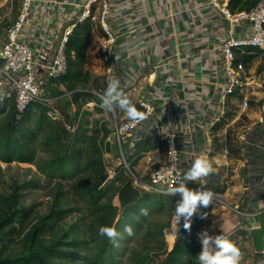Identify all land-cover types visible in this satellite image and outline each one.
Listing matches in <instances>:
<instances>
[{"label": "crops", "instance_id": "0c3cea01", "mask_svg": "<svg viewBox=\"0 0 264 264\" xmlns=\"http://www.w3.org/2000/svg\"><path fill=\"white\" fill-rule=\"evenodd\" d=\"M88 1L35 0L22 35L26 45L46 58L47 63L51 62L64 28L75 20ZM258 2L231 0L230 10L234 14L248 12ZM108 4V23L117 37L114 78L120 80L121 91L136 107L143 98L156 108L141 128L119 143L132 156L141 145L147 144V148H150L135 166L136 171L144 176L152 164L165 162L160 137L173 132L183 152L181 167L184 172L197 158L207 159L212 164L213 170L208 176L201 177L199 181H190L197 188L212 192L222 190L223 182L218 178L228 170L229 156L243 158L252 176L256 171L264 173V148L258 146L264 140V109L260 113L247 111L249 106L246 110L243 108L245 100L260 95L257 90L260 89L259 80L264 75H260L264 60H258V50L247 48L246 56L236 52L237 61L247 64V73L257 84L223 98V91L230 81L225 72L223 45L231 37H249L250 24L246 21H228L209 5L208 0H108ZM15 6L16 0H0V12L7 13L13 22L18 16L20 2L17 5L18 13L13 15ZM93 36L101 45L104 38L102 30L98 35L93 28ZM99 55L101 58V53ZM103 67L104 64L102 68L100 66V72L105 76ZM39 76L42 74L39 73ZM136 77H140L145 86L142 88L135 84L130 91L126 90L135 83ZM49 88L51 90V82L46 83V89ZM259 97H264V93ZM113 139L117 144L114 133L109 138L110 149L106 161L109 172L115 175L122 162L116 164L115 161H108ZM152 146L159 149L152 150ZM117 151L120 157L118 148ZM258 180L254 177L253 188H263L264 180ZM234 215L226 221L217 220L215 227L227 235L232 231L231 227L242 220ZM263 220L264 216H251L247 219L251 230L243 228L249 236L252 232L256 236L251 248L242 241V237L233 241L241 249L242 256L247 252L252 253L251 257H243L241 264H264V259L255 253L264 249Z\"/></svg>", "mask_w": 264, "mask_h": 264}, {"label": "rangeland", "instance_id": "374dc122", "mask_svg": "<svg viewBox=\"0 0 264 264\" xmlns=\"http://www.w3.org/2000/svg\"><path fill=\"white\" fill-rule=\"evenodd\" d=\"M19 2L21 4V0H16L13 15H16L18 11L17 5ZM12 22L7 13L0 12V36L6 33ZM93 28L96 34H101V29L97 23L93 25ZM99 47L100 42L94 40L92 29V40L83 64L85 75L76 86L78 91L91 92L96 95L97 93L90 86L92 77L106 80L103 72H100V66L102 68L103 62H100ZM72 56H74V59L77 57L74 54ZM260 72V75L264 74V68L260 67ZM257 91L260 95L264 93L263 88ZM246 93L248 94V92ZM260 95L249 97V108L247 111L263 112L264 97H259ZM44 98L49 100L48 106L50 109L59 111L67 121H72L74 117L81 116L83 124L101 121L113 131L115 125L131 120L123 110L115 105L110 109L101 105L99 107L102 109L101 113L95 111L97 104L94 102L85 101L88 103L83 104V101H81L79 105H72L70 92H67L64 85H59L56 89L51 85V90L50 88L45 90ZM241 101L240 104H242ZM3 106V104H0V109ZM111 135L108 137V142ZM233 145H235L234 142ZM117 148L125 176L134 181V187L141 194H154L136 185L135 177L144 178L135 169L138 163L134 164V162L137 158L133 157L135 153L133 156L129 155L127 148L119 144L118 140L116 144L115 139H113L112 152L110 156L108 155V161L118 160ZM37 149L36 163L23 164L13 162L7 164L0 162V221L8 213L16 212L19 209L23 210V216L18 218L12 226L16 227L17 230L12 231V227H5L0 230V262L19 259L29 254L32 246L37 247L38 243L34 244L30 237L33 228L47 219L52 212L55 213L60 209L65 211V214L62 215L60 220L51 223L54 227L51 232L48 231L46 226L40 240L46 246H62L61 244L65 242L76 240L85 242L84 249L81 250L79 259L75 264H161L163 262L166 258L165 252L172 251L175 245L178 238L176 237L177 232L184 223L183 219L177 229L173 224L172 218L168 215L170 210L161 212L153 210L145 216L141 212V209H144L142 204L125 214L121 208L118 196H115V192L112 190L102 199L100 204L111 211L116 208L118 218L114 228L120 235L117 237V242L113 243L107 236L100 235L99 228L101 226L97 222L98 217L93 215L92 209L86 203V198L74 190V187L87 188L94 183L90 173L87 172L73 181L61 175L55 177L44 175L37 165L46 163L52 158L53 152L44 149L40 145H37ZM135 151L136 153H141L142 148L137 147ZM106 155L104 154L103 158L107 166ZM91 156L95 159L97 158V156ZM87 159L88 156L85 160ZM124 159L131 165V171L124 167ZM227 159L229 163L227 166L228 170L218 178L220 182H223L221 187L224 192L215 195L217 201L207 206V216L203 222L200 234L207 229L210 235H219L221 232L215 227L216 221L229 220L236 214L242 219L244 225H239L236 222L230 229L232 233L228 232L227 236L232 241L242 237V241L247 242L248 248H251V243H253L256 236H254L253 232L249 236L248 232L241 227L249 226L247 219L250 215H253L254 210L258 212L259 206L263 204L264 186L263 188L261 186L260 188L258 186L253 188L255 184L252 182L256 181V179L254 181V177L258 180L261 175L263 176L258 181L264 180V173L256 171L253 172V176L249 174L248 167H245L246 162L240 156H229ZM237 167H240V170L235 172ZM115 176H117V171L115 175L108 172V179H112ZM143 180L146 181V178ZM118 186V184L115 185V187ZM162 196L167 202L174 200L170 196ZM252 196L255 197L253 198ZM261 216H264V212ZM129 225L133 229V235H129L125 231V227ZM168 225H170L169 229L167 228ZM237 232H239L238 235H233L237 234ZM200 234L199 241L202 245ZM247 235L248 237H246ZM68 250L72 249L69 248ZM251 254L247 252V254H243L242 258L251 257ZM109 255H112V257L109 258ZM85 258H89L88 263H86L87 261H80ZM19 264H24V262ZM64 264L70 263L65 262Z\"/></svg>", "mask_w": 264, "mask_h": 264}, {"label": "trees", "instance_id": "16d2710c", "mask_svg": "<svg viewBox=\"0 0 264 264\" xmlns=\"http://www.w3.org/2000/svg\"><path fill=\"white\" fill-rule=\"evenodd\" d=\"M91 23L87 22L75 27L70 41L66 47L67 57V72L60 78L53 79L51 85L54 89L59 85H64L67 92H70L72 105H79L94 102L97 104L95 111L101 113L102 105L101 97L104 95L108 83L97 77H92L91 87L97 93L78 91L76 86L85 75L83 64L87 54V49L92 40ZM260 52V51H259ZM263 55L264 51L260 52ZM77 55L74 59L72 55ZM0 109V162L3 163H23L33 164L37 160V145H40L48 151H52L50 158L43 165H37L42 174L49 177L61 175L68 180H75L77 177L89 172L94 180V183L87 188L74 187L79 194L86 198V203L92 209L93 215L98 217L100 226H112L118 218L116 208L114 211L108 210L101 205L102 199L114 190L115 196H118L121 208L124 213L134 210L139 204L143 208H147L149 213L153 210L159 212L170 210L169 216L173 217L176 202L165 201L162 195L158 194H141L134 187V181L125 176L122 167L117 170V176L108 179V168L104 162L103 155L109 152L108 137L113 131L108 128L105 123L95 121L92 124L82 123L81 116H76L72 121L64 120L67 123L77 124V129L74 132H69L63 121L54 120L49 116L50 107L47 104L40 102L32 103L27 111L23 114L18 113L14 98H8ZM137 109L143 113L142 108ZM63 124V126H62ZM161 147V146H160ZM142 152L135 153L134 158L138 163L150 148L146 145H141ZM152 150L159 149L158 146H152ZM111 152L108 154L110 156ZM91 155L97 156L95 159ZM88 156V159L85 158ZM108 158V156H107ZM109 160V158H108ZM116 164L121 162V158L115 161ZM119 185L115 187V185ZM224 190L216 189L214 194L223 193ZM170 208V209H167ZM65 211L58 210L52 212L47 219L35 226L30 234L33 243H38V246H32L31 252L15 260H3L0 264H75L78 261L85 242L69 241L61 244L62 246H46L41 242V234L47 229L49 232L54 228L51 223L62 218ZM23 216V210L19 209L16 212L8 213L4 219L0 221V230L5 227H12L15 221ZM25 216V215H24ZM205 218L202 216L191 219L190 228L182 226L181 232L176 239L175 245L170 252H165L166 258L161 264H198L197 256L202 251V245L199 241V234L203 227ZM184 225V223H183ZM170 228V225L167 226ZM12 231L17 230L16 227L11 228ZM162 234V233H161ZM168 234V233H167ZM72 250H68V249ZM112 255H109V258ZM89 262V258L84 260Z\"/></svg>", "mask_w": 264, "mask_h": 264}, {"label": "built area", "instance_id": "2783aa9c", "mask_svg": "<svg viewBox=\"0 0 264 264\" xmlns=\"http://www.w3.org/2000/svg\"><path fill=\"white\" fill-rule=\"evenodd\" d=\"M35 0H21L16 20L8 27L5 35L0 38V104H4L9 98H14L18 113L23 114L29 106L34 102H40L48 105V99L44 98L46 83H50L53 79L60 78L67 72V57L65 54L67 44L70 41L75 27L84 23L98 24L101 28L104 38L100 45L101 60L104 64L105 77L107 83L114 78V52L117 42V37L111 31L108 17L110 14L108 0H90L83 9L79 12L75 20L66 26L63 30L58 48L51 62L47 63V59L39 56L35 50L26 45L22 38L23 31L27 25L29 16L33 11ZM231 0H208L210 6L215 8L224 18L232 23L246 21L250 24L251 34L246 38H229L223 45V53L225 58V72L229 77V83L223 91V98L235 95L237 91L251 87L256 83L255 79L247 73V64L238 62L236 52H240L242 56L248 54L247 48H252L260 52L264 51V0H259L258 4L248 12H240L234 14L230 10ZM259 52L258 60H263V55ZM47 63V64H45ZM39 73L42 76H39ZM260 88L264 89V75L260 78ZM135 84L144 87L140 77H136L135 83L126 87L130 91ZM101 97L103 95H100ZM248 100L243 103V108L246 110L249 106ZM138 106L143 110V119L129 120L115 125L113 133L119 143L141 128L146 121L152 116L156 108L153 104L141 98L138 101ZM50 117L54 120L63 121L66 129L69 132H74L77 129V124L67 123L63 115L56 109H51ZM264 122V120H262ZM160 142L165 150V162L161 164H152L147 169L144 178L136 179V185L150 193L170 196L176 202L180 200V194H171L170 188L176 186V182L184 175L181 167L182 150L178 147L176 134L167 132L160 137ZM259 148H264V140L259 145ZM124 167L131 171V165L124 159ZM240 167L236 168L239 171ZM146 178V181L143 180ZM188 187L195 190H203L197 188L187 182ZM217 201L214 195V204ZM207 207L199 206L196 213L191 217L202 216L206 213ZM264 212V201L259 206L258 212L253 211L251 216H260ZM249 217V218H250ZM239 225H244L243 221ZM249 229L251 230V224ZM222 234V233H220ZM224 234V233H223ZM226 235V234H224ZM227 236V235H226ZM264 240V237H263ZM264 259V249L255 252Z\"/></svg>", "mask_w": 264, "mask_h": 264}, {"label": "clouds", "instance_id": "9594fccd", "mask_svg": "<svg viewBox=\"0 0 264 264\" xmlns=\"http://www.w3.org/2000/svg\"><path fill=\"white\" fill-rule=\"evenodd\" d=\"M119 60V56H116ZM102 106L112 108L114 105L123 110L131 120L143 119V114L137 109L136 105L126 96L120 89V80L113 78L108 81V86L104 95L101 97ZM213 170L209 160L197 158L193 161L184 175L177 180L176 186L170 188L171 194L179 193L180 200L174 208L172 221L178 229L180 221L183 219L184 227L190 228L191 217L196 213L199 206L207 207L213 203L214 193L211 190H195L188 187V181H199L201 177H206ZM143 215L147 216L149 210L141 209ZM207 213L202 214L205 218ZM125 231L129 235H133L132 227L126 226ZM99 233L102 236H107L113 243L117 242V237L120 235L112 226H101ZM202 251L196 257L198 264H241L242 252L241 249L226 235H210L208 230H204L201 234Z\"/></svg>", "mask_w": 264, "mask_h": 264}]
</instances>
